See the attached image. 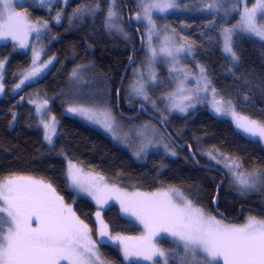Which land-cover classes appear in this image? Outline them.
Masks as SVG:
<instances>
[{"label":"trees","instance_id":"16d2710c","mask_svg":"<svg viewBox=\"0 0 264 264\" xmlns=\"http://www.w3.org/2000/svg\"><path fill=\"white\" fill-rule=\"evenodd\" d=\"M110 1L67 0L63 4L56 0L52 4L40 5L37 0H25L17 7L18 11L26 14L28 21L47 24L35 43L32 41V48L41 50L40 59L54 60L43 77L35 81L29 77L14 91L24 79L22 74L31 65L30 38L27 36L28 48L15 44L11 37L0 40V60L5 63L2 72L4 92L0 96V181L10 176H25L51 183L65 204L70 205L76 215L88 224L93 234L97 233L93 219L95 208L91 202L76 197L70 191L66 161L127 192L177 188L197 207L220 218L212 208L217 191V211L225 216L223 220L240 224L248 216L264 219V203L259 197L239 194L230 187L226 174L220 168L207 163L199 155L217 151L222 156L235 159L241 165V172L259 173L264 183V148L258 141L244 138L229 120L214 117L204 107L183 117L174 116L168 122L146 110L156 120L144 114L133 119L146 118L162 125L176 149L177 145L186 147L182 151L177 149L178 157L175 159L162 153H151L137 162L100 132L65 115L67 96L77 89L83 95H95L96 99H90L91 102L107 104L122 118H125L122 115L134 116L141 107L137 102L127 106L123 92L124 86L131 81V69L143 61V49L137 50L139 39L135 30L127 26L126 20L128 17L141 37V26L132 20L137 13L136 0H122L128 7L126 10L121 0H115L120 7L122 25L130 35L129 40L106 29ZM202 3L201 0L189 5L182 2L177 12L156 16L154 22L189 44L194 65L205 69L210 87L216 89L219 98L231 100L235 111L241 115L264 122V42L234 33L233 50L238 60L232 62L222 52L220 32L232 25L236 16L223 21L215 13H203ZM80 8H85V13L73 15ZM129 59L132 64L125 73L117 98L121 76ZM79 66L84 69L75 89L70 76ZM35 100L46 101L50 117L57 122V133L51 146L44 142L31 105ZM187 147L203 168L195 166L189 159ZM102 219L109 234L136 237L141 233L138 225L123 218L113 205L102 212ZM159 245L163 249L174 247L166 241ZM97 251L100 259L94 264H125L117 247L100 244ZM169 264L175 263L170 261Z\"/></svg>","mask_w":264,"mask_h":264},{"label":"snow or ice","instance_id":"6c2138e0","mask_svg":"<svg viewBox=\"0 0 264 264\" xmlns=\"http://www.w3.org/2000/svg\"><path fill=\"white\" fill-rule=\"evenodd\" d=\"M114 3L115 0H111L105 26L110 30L122 31L117 23V12L112 6ZM176 6L175 0H140L142 17L150 25L148 41L152 59L157 56V48L151 46L152 36L156 34L153 12H165ZM208 7L211 9L215 5L209 4ZM85 11V8H80L73 15H82ZM136 19H141L140 12L137 13ZM260 19H264V0H256L251 9L245 7L240 15L238 27L242 32L254 34L264 40V24L259 23ZM57 22H59V14ZM31 31L38 32L39 25L28 23L26 14L16 11L14 0H0V40L11 37L20 47H25L28 33ZM232 33L233 29L224 30L223 51L233 61H237V53L233 50ZM184 50V45H178L169 35H163L158 48L159 54L171 58L174 65L179 63L177 56ZM3 67V63L0 62V69ZM38 71L39 69H33L20 81V84L16 85V88H20ZM170 71L183 70L173 66ZM200 72L203 74L205 69L200 67ZM200 82H203V89L198 88L197 95L200 91H209L210 81L207 77L202 75L198 84ZM2 90L3 84H0V91ZM134 91L142 95L145 100L149 99L143 85L135 87ZM179 91L183 92L184 88L181 87ZM211 92L212 107L218 115L230 114L238 129L264 140V122L236 112L231 100H224L222 97L217 99L215 88H211ZM176 96L177 93H171L168 99L173 101V107L185 111L184 104L175 103ZM180 99L189 101L187 107L193 106L191 103L194 99L193 95H183ZM36 111L38 114L41 112L40 105H37ZM68 111L80 113L90 120L94 115L89 109L82 107H70ZM41 123L45 130L44 139L51 144L52 135L56 132L54 124L43 119ZM103 126L106 130L115 132L112 118L108 113H105ZM207 155L229 169L242 192L255 188L257 183L255 174L246 176L242 172L235 171L241 167L235 159L228 156L220 159L211 151ZM68 179L72 187L80 192H86L98 204L107 202L108 199L117 200L126 215H131L143 225L145 233L141 237H112L106 231L108 227L106 224L100 231L101 236L108 235L109 239L121 241L126 260L130 256L144 260H153L154 257L159 256L164 259V264H169V254L159 248L153 239L164 232L173 237L177 244L179 264H221V262L222 264H264V219L249 216L244 224L225 223L222 218L218 219L206 213L203 208L197 207L192 200L174 188L156 192H127L114 184L104 183L103 177L86 175L71 162H69ZM0 202H2L0 214H3L0 215V264H94V261L100 259L88 224L76 215L70 205L65 204L63 197L57 193L51 183L25 176L7 177L0 181ZM96 215L99 220V212ZM101 223L103 224L102 221ZM181 248L182 254L179 252ZM153 264H159V261L153 260Z\"/></svg>","mask_w":264,"mask_h":264},{"label":"rangeland","instance_id":"374dc122","mask_svg":"<svg viewBox=\"0 0 264 264\" xmlns=\"http://www.w3.org/2000/svg\"><path fill=\"white\" fill-rule=\"evenodd\" d=\"M24 1L25 0H14V7H16L17 12H20L17 10V7L20 4H22ZM55 1L56 0H37V3L40 5H44V4H52ZM59 1L65 4L67 0H59ZM201 1L203 2L202 3L203 13H206V12L215 13L216 17L221 18L223 21H227L231 17L236 16V19L234 20L232 25H230L229 27H226V28L233 29L232 36L234 33H241L247 37L255 38V39H258L264 42V40H262L260 37L254 34L242 32L240 28L238 27L240 23V15L244 12L245 7L247 6V8L251 9L255 5L256 0H201ZM182 2H185L187 5H189L191 2H195V0H175V3L177 5L176 7L169 8L165 12L154 11L153 19L156 16L161 17V16H165V15L177 12L181 8ZM110 4H111V1H110ZM209 4H214L215 7L210 9L208 7ZM136 5H137L136 6L137 13L138 12L141 13V19L140 20L136 19V16H137V13H136L133 16L132 20L135 24L141 26V41H142L141 48L143 49V61L142 63L137 64L131 69L130 71L131 81L124 86L123 92L125 91L124 95H125L126 105L131 106L130 104L132 103H135V102L140 103L141 106H143L146 110H148L152 115L160 118V120L163 122H168L174 116L183 117L187 115L188 113L193 112L195 109L199 107H204L214 117L225 118L229 120L233 128L239 134H241L244 138L248 140L258 141L264 148V140H261L259 137H252L244 133L241 129H238L230 114L229 115H218L213 110V107H212L213 93L211 92L210 84H209L208 92L200 91L197 95V89L198 88L203 89V82H200L198 84V81H200L201 76L202 75L205 76V74L204 73L202 74L200 72V67H201L200 65H194L193 60L191 59L193 57L192 48L182 37L174 35L166 27H162L155 22L154 23L156 26L155 27L156 34L152 36L151 46L157 48V56L155 57V59H152V53L150 51V45L148 41V37H149L148 29L150 25L148 24L147 20L143 19L142 17V12L140 9V0H136ZM112 6L117 12V23L119 24V27L120 29H122V31H117L116 29H111V30L108 28L106 29L109 33H112L125 40H129L130 35L128 34L124 26L122 25L123 21L120 16V7L118 6L117 1H115L114 5ZM28 23L33 24V25H39V31L38 32L31 31L28 33V36L31 42V46L29 49L31 51L30 52L31 65H30V68L22 74V77L24 78L26 75L31 73L33 69H39L36 75L30 76L32 81H35L43 77L47 73L54 59L51 58L47 61L42 60L40 59L41 50L37 47L32 48L33 46L32 41L34 40V43H35V40L38 39L39 36L46 30L47 24L40 22V21L38 22L28 21ZM259 23L264 24V19H260ZM43 25H46V27H44ZM226 28H222L220 32L222 52L224 55H226L227 57L231 59V57L223 51L224 30ZM163 35L172 36L178 45H184L185 50L179 53L177 56V59L179 60L178 64L174 65L171 58L159 54L158 52L159 43ZM28 40L29 39L27 38V45L25 46L26 48L29 47ZM14 43L16 44L17 42L14 41ZM34 60H35V63H33ZM49 61H51V63H49ZM0 62L2 61L0 60ZM232 62H236V61L232 60ZM2 63L3 65H5L4 62ZM44 65H47V67H44ZM173 66H175L177 69H182L183 71H170V69L173 68ZM3 69H0V84H2ZM83 69L84 68L81 66L75 68L70 76V80L74 84L75 89L78 88L77 85H79V83L77 79H79L80 73L83 71ZM181 81H183V85H181ZM140 85H143L144 92L149 98L148 100H145L142 95H138L134 91V88L139 87ZM181 87L184 88L183 92L179 91ZM17 89L18 88H15L14 91H16ZM3 92H4V89L0 91V96L3 94ZM174 92L177 93L175 103L184 104L185 111L182 112L179 110L178 107H173V101L168 99L170 94ZM183 95H193L194 96V99L191 101L193 105L192 107H187V104L189 103V101L187 100L182 101L180 99L181 96ZM67 97H68V102L65 105V112H64L66 116L75 118L78 121L82 122L84 125L88 126L89 128L100 132L106 138H108L116 147L127 152L135 161L140 162L151 153H162L165 157L170 158V159H175L178 157L177 149L172 144V142L168 139V137L165 135V133L163 132L159 124H156L154 121L150 119H146V118H140V119L122 118L118 116V114L115 113L114 110L107 104L99 105L94 102H91L90 99H93V98L96 99V96L95 95H83L79 89H77L74 93L71 92ZM216 97L217 99H219L217 94H216ZM31 105L35 109L39 127L43 132V138H44L45 130H44L43 124L41 123V120L43 119L50 124H54L56 132L52 135V142H53V139L57 133L58 125H57V122L53 118H51L48 113V103L43 100H35L31 102ZM37 105L41 106V112L39 114L36 111ZM70 107H75V108L82 107L85 109H89L90 112L94 114L93 119L91 120L86 119L85 116L80 113L69 112L68 109ZM105 113L110 114L112 118V126H113V129L115 130L114 133L112 131L106 130V128L103 126V123L105 121ZM97 120H99L100 122H96ZM149 141H151V143H149ZM44 142L48 146L52 145V143L49 144L48 141H46L45 139H44ZM142 146H143V150H141ZM211 152H213V155H217L218 158L220 159H223L224 157L217 151H211ZM207 153L208 152L206 153L204 152L199 155L203 157L207 161V163H210L211 165L220 168L226 174V178L228 179V182L231 188L235 189L239 194L244 195V196L259 197L261 202L264 203V183L259 173L242 172L246 176H248L249 174H255L254 178L257 181L254 189H249V190L242 192L240 189V186L236 182V178L232 175L229 169L226 168L223 163H217L216 160L210 159ZM72 164H75V163H72ZM75 165L77 166V168L82 169L86 175L90 174L93 177H100L92 172L84 170L77 164ZM68 168H69V161H66L67 179H68ZM235 171L241 172L240 169H235ZM103 182L107 183L104 179H103ZM68 187L70 191L76 197L88 200L89 202L93 204L95 208L93 219L97 227L96 229L97 233L93 234L92 230L90 229L91 230L90 235L92 237V240L96 242V249H97V246L100 244H107V245L117 247L118 253L122 261L125 264H153V260H157L159 261L160 264H164V259L159 256L154 257L153 260H144L143 258H138L136 256H130L129 259L126 260L124 257V253H123V245L121 244V241L119 239H109L108 235H105V236L100 235V231L103 230V225H105L102 219V212L110 205L115 206L123 218L134 222L141 229L140 235L136 237H141L145 233L143 225L140 224L131 215H126L121 210V204L117 200L108 199L107 202L98 204L96 200H94L92 196L88 195L86 192H80L76 188L72 187L69 179H68ZM166 189H169V188L157 189L154 192L162 191ZM174 189L182 193L179 189L177 188H174ZM97 212H99L100 214L99 220L97 219V215H96ZM205 212L208 213L206 210ZM248 217H246L245 220L240 224H244L247 221ZM218 219H221V218H218ZM101 221L103 222V224L101 223ZM33 222L35 223V221ZM224 222L230 223L225 220ZM106 231L108 232V230ZM110 235L112 237H117V236L128 237V236H124L121 234H115V235L110 234ZM153 239L159 248H162L159 245L161 241H166L168 243L173 244L174 245L173 248H168L164 250L169 254L168 255L169 263L170 261H173L175 264H179L180 257L179 255H177V252H176L177 244L173 237L169 236L167 233L161 232L159 233V235L155 236ZM125 243H132V242L125 241ZM182 251L183 250L181 248L179 250L180 254H182Z\"/></svg>","mask_w":264,"mask_h":264},{"label":"water","instance_id":"95a60500","mask_svg":"<svg viewBox=\"0 0 264 264\" xmlns=\"http://www.w3.org/2000/svg\"><path fill=\"white\" fill-rule=\"evenodd\" d=\"M123 2H124V1H123ZM126 20H127V26H128L129 28H133V29L135 30V34H136L137 38L139 39V47H138L137 50H140V48H141V46H142V41H141V38H140L139 32H138V30H137L136 27H134V26H132V25L130 24V21H129V18H128V17L126 18ZM131 64H132V60L129 59V61H128V63H127V66L125 67V71H124V73H123L122 76H121V81H120V84H119V87H118V90H117V94H116L117 98H118V96H119V91H120L121 85H122V83H123V79H124L125 73H126L127 69L130 68ZM118 105H119V101H118ZM117 112H119V108H117ZM140 114H144V115L150 117L151 119L156 120L154 117L150 116V115L147 113L146 109H145L143 106L139 107L138 110H137V113H136L134 116H132V117H126V116H124V115H122V116L125 117V118H135V117L139 116ZM157 121H158V120H157ZM160 127L162 128L163 132L167 135V132H166V130L163 128V126L160 125ZM185 147H186V145H182V146L177 145V149L180 150V151L184 150ZM187 155H188L189 159L193 162V164H194L195 166H197V167H202V168H203V166H200V165L197 163V161H196L195 157L193 156V153H192V151H191V149H190L189 147H187ZM220 184H221V183L218 184V187L220 186ZM217 205H218V192L216 191V194H215L214 199H213V202H212V208H213V210H214V212L216 213L217 216H219L220 218H223V219H224L225 216H224L222 213H220V212L217 211Z\"/></svg>","mask_w":264,"mask_h":264},{"label":"flooded vegetation","instance_id":"af4514ba","mask_svg":"<svg viewBox=\"0 0 264 264\" xmlns=\"http://www.w3.org/2000/svg\"><path fill=\"white\" fill-rule=\"evenodd\" d=\"M121 3L123 4V6L125 7V10H126V8H128L127 6H126V4H125V2H122L121 1ZM129 14V10L128 11H126V15H128ZM127 17V16H126ZM131 20V19H130ZM131 22V21H130ZM132 24V23H131ZM133 25V24H132ZM135 26V25H134ZM141 38V37H140Z\"/></svg>","mask_w":264,"mask_h":264}]
</instances>
